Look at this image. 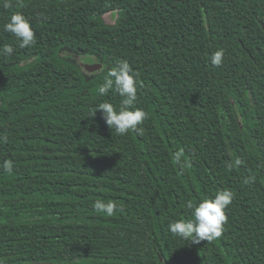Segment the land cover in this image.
I'll return each instance as SVG.
<instances>
[{
	"label": "trees",
	"instance_id": "trees-1",
	"mask_svg": "<svg viewBox=\"0 0 264 264\" xmlns=\"http://www.w3.org/2000/svg\"><path fill=\"white\" fill-rule=\"evenodd\" d=\"M8 2L0 264H264V0ZM15 11L30 20L31 47L4 31ZM78 54L101 68L85 71ZM121 59L138 74L135 106L148 114L124 135L99 110L89 116L103 102L119 107L122 97L98 87ZM223 189L234 199L219 238L169 232L170 221L191 218L188 201ZM97 199L118 210L96 212Z\"/></svg>",
	"mask_w": 264,
	"mask_h": 264
},
{
	"label": "clouds",
	"instance_id": "clouds-1",
	"mask_svg": "<svg viewBox=\"0 0 264 264\" xmlns=\"http://www.w3.org/2000/svg\"><path fill=\"white\" fill-rule=\"evenodd\" d=\"M3 7L6 9L11 7L8 0H4ZM4 31L13 34L19 41L21 48L31 47L35 43V32L30 20L21 11H15L9 16L4 25ZM13 51L11 45L0 47V55L10 56ZM223 57V49H217L210 56V62L213 66L219 67L223 62ZM110 90H114L123 98L119 107L110 102H103L89 116H93L99 110L103 114L108 128L114 129L118 134L124 135L130 130L139 132L138 125L147 118L148 114L143 108L135 106L138 74L127 60H119L114 67L108 70L103 83L98 87V94L103 97ZM182 156V151L175 153V160L179 163ZM236 163L239 164L240 161H236ZM13 166L12 160H6L3 164V170L11 173ZM231 167L232 165H229V168ZM233 199L234 193L229 189H223L218 190L214 196L205 197L196 203L188 201L186 207L191 211V218H178L170 221L168 230L174 236L192 243L219 238L227 221L226 209ZM93 208L98 213L112 216L118 210V204L112 200L97 199L93 202Z\"/></svg>",
	"mask_w": 264,
	"mask_h": 264
},
{
	"label": "rangeland",
	"instance_id": "rangeland-1",
	"mask_svg": "<svg viewBox=\"0 0 264 264\" xmlns=\"http://www.w3.org/2000/svg\"><path fill=\"white\" fill-rule=\"evenodd\" d=\"M103 18L106 22L108 23H114L116 19V13L115 12H107L103 15ZM78 61L80 64L83 65H88L92 63H99L94 56L92 55H83V54H78L76 55ZM101 68V67H100ZM99 69V68H98Z\"/></svg>",
	"mask_w": 264,
	"mask_h": 264
},
{
	"label": "water",
	"instance_id": "water-1",
	"mask_svg": "<svg viewBox=\"0 0 264 264\" xmlns=\"http://www.w3.org/2000/svg\"><path fill=\"white\" fill-rule=\"evenodd\" d=\"M100 67H101L100 63H92V64H88V65H83V69L87 72L95 71Z\"/></svg>",
	"mask_w": 264,
	"mask_h": 264
}]
</instances>
